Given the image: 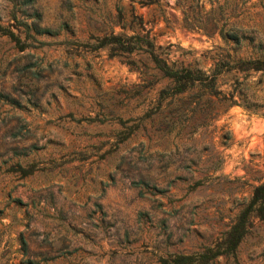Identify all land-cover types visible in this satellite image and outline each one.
Wrapping results in <instances>:
<instances>
[{"label":"rangeland","instance_id":"1","mask_svg":"<svg viewBox=\"0 0 264 264\" xmlns=\"http://www.w3.org/2000/svg\"><path fill=\"white\" fill-rule=\"evenodd\" d=\"M14 1L0 0L1 23L16 21ZM35 3L42 25H65L22 50L0 35V264H162L214 246L264 181V73L250 82L254 110L212 98L208 112L180 122L164 100L156 106L164 80L142 79L94 37L121 4L127 22L142 16L156 44H170V59L208 67L252 45L232 51L220 25L238 24L264 44V0ZM231 77L220 73L219 88L230 89ZM257 205L233 251L187 264H264Z\"/></svg>","mask_w":264,"mask_h":264},{"label":"trees","instance_id":"2","mask_svg":"<svg viewBox=\"0 0 264 264\" xmlns=\"http://www.w3.org/2000/svg\"><path fill=\"white\" fill-rule=\"evenodd\" d=\"M16 2L14 1L9 9L10 17L16 21L0 22V35H5L12 41V45L17 50H22L27 46L30 43L27 40L34 39V34L54 32L64 24L59 23L57 28L42 25L40 23L42 11L35 0H17ZM114 9L115 18L108 21L107 27L100 35L94 37L96 42L93 46H105L109 54L122 56L128 65L134 66L138 70L142 79L149 74L157 75L156 80H164L156 90V106L161 107L160 101L164 100L163 106H168L172 112L173 120L187 122L195 113L205 109L208 112L209 109L208 106L205 107V103L211 101L212 98H216L218 101L223 98L227 105L238 104L250 110L256 108L258 105V101H254L256 88L250 82H260L261 74L264 73V44L260 40H253L252 35H245V28L231 23L225 28L220 25L217 32L223 43L227 44L232 51H235L241 46L243 40L247 39L244 46L251 43L249 51H244L242 54L236 53L231 58L217 57L208 67H202L196 65L194 61L184 64L177 59H170L168 52L163 50L169 43L163 46L157 45L154 35L150 34L149 29L142 25V16L135 14L133 17L136 20L131 23L125 20L121 4L115 5ZM16 11L24 14L25 18L16 19ZM116 25L119 29H114ZM11 27H14V30ZM126 29L131 31L128 33ZM20 34H22V38L19 36ZM140 54H145L151 62L150 68L154 72L147 73L148 67L139 57ZM138 62L139 64H137ZM230 71L232 72V85L230 89L224 91L219 88L217 76ZM255 72H259V74L250 79L249 76ZM20 168H22L23 174L29 172V169ZM263 202L264 181L252 187L246 207L236 214L223 237L214 246L206 247L205 250L196 253L197 256L174 254L169 259H162V264H187L196 262V259L197 262H203L206 258L233 251L246 231V219L253 204L257 203L255 210L258 214L264 215ZM18 241L21 253L25 254L27 246L21 235L18 236ZM24 260L28 263L33 262L29 257Z\"/></svg>","mask_w":264,"mask_h":264}]
</instances>
